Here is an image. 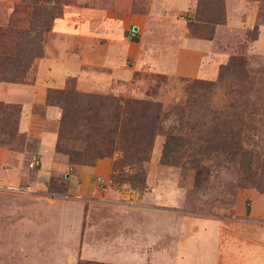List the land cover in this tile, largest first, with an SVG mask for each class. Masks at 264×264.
Listing matches in <instances>:
<instances>
[{
  "label": "rangeland",
  "instance_id": "obj_1",
  "mask_svg": "<svg viewBox=\"0 0 264 264\" xmlns=\"http://www.w3.org/2000/svg\"><path fill=\"white\" fill-rule=\"evenodd\" d=\"M197 1L160 5L157 0H131L128 6L120 0L62 3L60 17H75V30L66 29L73 33H55L52 25L43 32L42 53L33 58L25 77L16 83L0 80V264H78L86 260L80 247L87 221L110 235L108 229L120 213L114 207L148 204L159 196L168 214L165 264H264V54L252 50L253 41L243 35L244 28L239 27L241 33L235 37L228 36V42L230 55L245 58L249 81L237 76L218 82L216 77L158 73L144 61V68L136 71L135 93L85 88L87 75L111 74L113 62L133 65V54L143 48L127 46L130 56L126 57V52L122 56L116 52L113 42V33L122 31L123 24L132 33L131 25L137 23L132 19L148 18L143 47L151 57L161 47L163 52L174 50V55L181 51L183 36L195 37L188 24L194 21ZM247 1L241 12L230 3L231 16L245 24L249 15L254 16L259 27L264 25V0ZM204 3L205 10L215 7L212 0ZM22 6L21 0H0V26L26 28L30 16ZM226 9L224 0L225 23ZM83 10L93 12L90 29L84 30L87 38L78 33L77 24L85 19ZM204 43L187 45L192 49ZM103 56L111 59L110 64ZM62 61L76 64L81 76L67 75L60 86H51L49 71ZM41 62L42 83L35 87ZM69 79L84 94L161 104L146 159L119 162L113 168L123 157V147L113 133V105L100 108L99 117L105 120L101 123L112 129V140L95 144L105 151L95 159L75 155L72 161L69 155L71 150L93 145L91 138L64 139L61 150L57 149L60 108L45 100L31 103L29 128L21 131L24 102L31 97L14 95L8 87L34 86L44 97L47 89L65 88ZM193 81L213 86L196 83L188 90ZM11 106L15 113L10 117ZM14 120L10 130L7 125ZM90 124L79 125L74 135L90 133ZM77 171L92 172L86 191Z\"/></svg>",
  "mask_w": 264,
  "mask_h": 264
},
{
  "label": "crops",
  "instance_id": "obj_2",
  "mask_svg": "<svg viewBox=\"0 0 264 264\" xmlns=\"http://www.w3.org/2000/svg\"><path fill=\"white\" fill-rule=\"evenodd\" d=\"M121 5L128 6L131 0H120ZM160 5H168L173 2L181 4H193V0H157ZM247 0H225L227 10V21L225 24L216 25L214 37L211 40L201 39L197 37L187 36L186 34L182 38L181 51L174 55V50L168 49L163 52L162 47L157 52L155 57H151L149 49L145 50L143 47V38L148 31L145 24L148 18L144 22L132 19L133 25H131L132 33L126 31V26L123 24L122 31H115L113 33V42L117 48L116 52L119 55H123L126 52V57L130 56L126 51L127 46L133 48V45L142 47L138 54L134 53L135 61L132 66H127L122 61H116L112 64L111 74L108 75H87L85 88L93 89L96 91H113L116 94H122L125 92L135 93L137 87L135 82L136 71L144 68L143 63L146 61L151 70L158 73L177 74L188 76H204L209 79H215L217 70L216 68L220 63H223L232 53L231 42H228L229 37H235L237 33H241L246 36L248 28L255 24L254 16L248 17V24L241 22L238 19H234L231 16L229 4L234 3L237 7V12L242 11V7L245 6ZM248 2V1H247ZM85 19L81 18L78 26V33L87 38L85 29L89 28L90 17L93 12L83 10ZM99 10H96L95 15H99ZM150 17V16H149ZM149 18L150 19H158ZM98 18V17H97ZM75 19L72 15H64L59 17L53 22V32L64 33L71 35L75 30V24L72 23ZM129 22H131L129 20ZM123 23V22H122ZM153 23V22H152ZM239 27L244 28L239 30ZM72 29L73 31L66 30ZM154 29V28H153ZM264 25L259 27V34L256 40L251 42V48L255 53L264 54ZM235 40V39H234ZM247 39H244V41ZM190 41H196L198 43L205 42L204 44H197L192 49H188V43ZM250 44V42L248 43ZM99 46H101L99 44ZM99 46L97 51H99ZM194 46V45H193ZM174 47L173 49H175ZM178 49V48H176ZM100 52V51H99ZM186 53L185 56H181L182 53ZM130 53V52H129ZM108 57V56H107ZM103 56L102 58L110 64L111 59ZM100 58V56H99ZM202 60V61H201ZM42 62L38 64L37 78L35 79V87H38L42 83V76L40 74ZM51 78V86H60L67 75H79L81 76V70L76 64L70 62H59L52 65L49 71ZM47 85V84H45ZM34 86H22L19 84H11L9 91L14 92V95H26L31 97L29 101L24 102L23 114L21 116L19 126L21 131H27L30 125V106L32 102L42 101L43 94L38 92ZM92 87V88H91ZM31 88L33 93L31 94ZM95 88V89H94ZM37 90V91H36ZM79 178H82L81 182L84 186L83 190H87L92 182V172L80 173ZM82 189V188H81ZM94 186L91 190H94ZM73 190V188L71 189ZM160 195V192H159ZM66 203V202H64ZM166 203V202H165ZM161 197L156 198L154 202L140 203L137 206H116L114 209L119 211L114 222L112 221V228L108 229L110 235L101 231L99 232L96 225H91V221H87L85 226V236L83 238L80 247V256L86 260H95L100 262L115 263V264H165L167 262V209L163 206ZM91 210V209H90ZM87 211V218L91 211ZM134 211V212H133ZM136 211V212H135ZM133 213V214H130Z\"/></svg>",
  "mask_w": 264,
  "mask_h": 264
},
{
  "label": "trees",
  "instance_id": "obj_3",
  "mask_svg": "<svg viewBox=\"0 0 264 264\" xmlns=\"http://www.w3.org/2000/svg\"><path fill=\"white\" fill-rule=\"evenodd\" d=\"M21 1L24 3L23 9L28 8L29 11L28 26L22 29L0 26V80L14 83L20 82L25 77L33 58L41 55V36L43 32L50 30L55 19L61 16L62 8L60 5L70 2V0ZM212 1L215 2V7L208 10H205V0L197 1L194 21L188 24L190 32L197 38L211 40L216 25L225 24L224 0ZM258 34L259 25L256 23L251 30L246 32L250 41L256 40ZM227 76H237L243 81L250 80L245 70L244 57L232 54L225 63L219 65L216 75L217 81L220 82ZM196 83L213 86L212 83L193 81L187 86V89L190 90ZM43 100L47 105H55L60 108L57 149L61 150L59 145L64 139L84 138L86 140L91 138V141L94 142L93 145L85 146L83 151H69L72 161L75 160V155L89 156L92 159L105 155V151L95 144L100 141L112 140L109 135L112 129H109V125L102 124L103 119L99 117L100 108H106L105 106L109 105L114 106L116 115L113 121L119 129L115 132V127L113 133L119 138L123 147V157L114 164L113 168H116L119 162L134 163L147 158L161 111L159 102L134 98H128L122 102L115 95L84 94L74 88L72 79L67 81L66 87L63 89H47ZM14 113L15 106H11L7 114L11 117ZM119 113L122 116L118 119ZM117 121L119 122L118 125ZM16 122L15 120L12 121V124L7 125V127L10 130L14 129ZM87 123H91L88 126L90 133H86L82 137L74 135L73 132L79 125ZM78 264L115 263L85 260Z\"/></svg>",
  "mask_w": 264,
  "mask_h": 264
}]
</instances>
